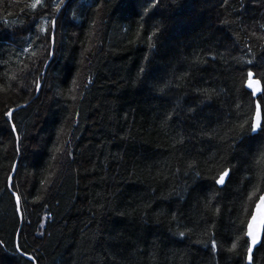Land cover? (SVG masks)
<instances>
[{"label": "trees", "instance_id": "1", "mask_svg": "<svg viewBox=\"0 0 264 264\" xmlns=\"http://www.w3.org/2000/svg\"><path fill=\"white\" fill-rule=\"evenodd\" d=\"M153 2L66 0L36 93L28 73L41 61L22 50L31 37L44 54L29 31L44 17L30 0H0V264H247L240 229L253 184L264 187V132L248 131L257 99L241 69L264 67V0L145 12ZM25 103L14 133L3 112ZM223 167L234 171L216 193ZM14 233L32 261L13 254ZM253 257L264 264V248Z\"/></svg>", "mask_w": 264, "mask_h": 264}, {"label": "snow or ice", "instance_id": "2", "mask_svg": "<svg viewBox=\"0 0 264 264\" xmlns=\"http://www.w3.org/2000/svg\"><path fill=\"white\" fill-rule=\"evenodd\" d=\"M66 0H59L58 3L53 2L52 4H46L45 0H30V9L33 13L36 12L37 9H40L39 15L43 16L44 19L42 21L43 26L40 25V21H36L29 29L35 37V40H40L41 45L40 47L43 49V55L41 57L37 56V52L33 50V38H29L26 40V46L23 48L24 53H28L30 57L37 58L40 60L41 63L37 66L35 73L31 69H29V75L32 76V84L34 85V90L36 93H40L42 88V81L44 84L47 83V80L43 73L40 71L41 69L48 68V60L49 57L54 56V48H55V35H56V28H57V19L61 18L58 14L61 13L63 6L65 5ZM74 2V0H73ZM157 5L164 7L165 4L162 3V0H154L151 6L145 9V12L151 11L152 8H155ZM264 27V25H262ZM42 34V35H41ZM153 35H156L155 31ZM4 35L0 34V41H3ZM47 43V47H44V43ZM154 47V45H153ZM249 54H251V49L249 48ZM214 58V57H213ZM2 59V58H0ZM245 65H253V60L248 59L244 61ZM27 67V65H25ZM145 71L144 68L140 69L141 74ZM244 73H246L244 77V84L245 86L250 89L249 95L256 96L257 100L255 101V112L254 115L251 117L250 123L247 124L248 131L250 133H260L264 132V115H262V107H264V87H262V81H264V67H255L249 68L245 67L241 69ZM259 77V78H257ZM9 80H16L17 77L15 75L8 77ZM23 86V85H21ZM8 87H11L9 84ZM4 90V85L0 84V91ZM30 89L25 88V94L28 93ZM160 92H164V88L159 89ZM210 98V97H209ZM75 99V97H73ZM28 105L27 103L20 105L17 104L16 108H8L6 111L3 112V116L6 117V123H10L12 132H17L16 124L13 123V113L17 111L19 108H26ZM190 111H194V109H190ZM168 119H171V114H169ZM241 128L244 125H240ZM20 136L19 134L16 135V141L19 142ZM183 142L182 140L180 141ZM264 159V156H262ZM189 167H193L192 164H189ZM13 170H15V165H13ZM234 171L231 167H223V169L219 172L218 176L214 177V184L221 186L216 188V193L227 191L225 187H223L226 183V179L229 178L230 172ZM198 175V173H197ZM12 176H8L6 181V187L11 186L13 189L15 185H11ZM231 181L229 180V183ZM11 196L14 200V214L16 215L18 221H23L24 219V208L22 204H26V201H22V195L19 194L17 191L13 190L11 192ZM255 197V202H258L256 206L264 210V187H257L253 184V191L251 195H249V199ZM210 202V201H209ZM216 214H219V207L215 209ZM46 219V218H45ZM175 219V217H173ZM256 220L257 217L255 215L252 216L250 222L247 223L246 230L245 228H241L240 231L244 233V245L246 246V261L247 264H254V257L253 252L257 250V246L264 248V230L258 229L256 227ZM30 223V221H29ZM40 227L43 228L44 225L40 224ZM190 231V230H189ZM39 236H43V232L38 233ZM178 235L183 238L186 233L184 231H179ZM16 234L14 233V239L12 241L14 253L21 258L26 257L28 261H32L34 259L26 250L25 245L18 242L15 238ZM21 239L23 238L21 234ZM206 247L210 246V250L212 252L218 251L217 240L215 238V233H211L210 240L205 244ZM237 245L232 243L230 251H235ZM0 250H6V242L0 239Z\"/></svg>", "mask_w": 264, "mask_h": 264}, {"label": "water", "instance_id": "3", "mask_svg": "<svg viewBox=\"0 0 264 264\" xmlns=\"http://www.w3.org/2000/svg\"><path fill=\"white\" fill-rule=\"evenodd\" d=\"M257 78H258V77H257ZM262 87H263V84H262ZM246 89H247L249 92L251 91V90L248 89L247 87H246ZM254 98L257 99L256 96H254ZM226 180H227V179H226ZM253 215H255V216L257 217V220H256V227H257L258 229H262V230H264V210H261V209H259V208L256 206ZM253 215H252V216H253ZM251 219H252V217H251ZM251 219H250V221H251ZM258 247H259V246H257V248H258ZM254 252H255V250H254ZM254 252H253V254H254Z\"/></svg>", "mask_w": 264, "mask_h": 264}]
</instances>
